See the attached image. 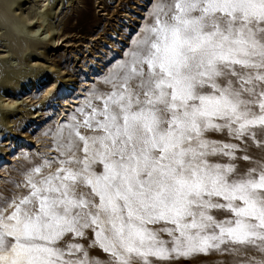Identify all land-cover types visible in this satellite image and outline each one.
<instances>
[{
    "label": "snow or ice",
    "instance_id": "1",
    "mask_svg": "<svg viewBox=\"0 0 264 264\" xmlns=\"http://www.w3.org/2000/svg\"><path fill=\"white\" fill-rule=\"evenodd\" d=\"M105 83L0 195V264H264V0H159Z\"/></svg>",
    "mask_w": 264,
    "mask_h": 264
},
{
    "label": "rangeland",
    "instance_id": "2",
    "mask_svg": "<svg viewBox=\"0 0 264 264\" xmlns=\"http://www.w3.org/2000/svg\"><path fill=\"white\" fill-rule=\"evenodd\" d=\"M36 1L29 3L27 1V3L25 2L23 5L18 6L16 13L19 14L22 10H27L31 13L38 12ZM68 1L70 2L68 3ZM81 1L62 0L61 5L58 6V0H51L50 8H57V15L55 19L49 20V23H52L61 32H73V34L78 35V38L72 40L80 44H91L90 40L92 36L99 34L105 35H101L100 40L92 43L93 48L91 50L82 47L74 49L68 48L66 47V43H61L58 47H53L49 43H46L44 47L41 46L40 50L43 52L40 58L41 62L47 66L55 67V77L61 76L62 78L59 79L58 85V89L62 92L59 95V99L55 95L48 98L44 97V91L49 86L50 81H45L41 84L42 77L38 74L34 78V86L30 87L28 92L24 93L17 87L9 91L8 94L11 98L13 97L15 100L20 99L18 104L19 109L15 110L16 117L14 115L11 124H8L5 118V114H10V112L0 104V171L5 174L4 176H0V195H11L14 191L13 185L22 182L25 173L31 170L34 165L44 160H51V158L57 157L58 141L57 137L54 138V135L60 123H56L54 116L60 108L61 101L65 98H77L78 100H82L83 98V104L88 97L80 98L77 96L80 90V83L87 80L91 75L90 72L94 74L95 72L93 71H95V68L100 67V65L103 66L101 71H104V73L99 72V81L93 82L94 87L91 91L94 93L98 90H107L108 85L105 81L117 73L120 67L129 60L130 54L136 50L138 42L145 34V28L152 22L153 13L159 3V0H155L154 2L151 0H140L142 3L148 5V9L146 7L140 8L146 9L148 16L144 19L145 22L142 30L136 32L138 27L134 25L140 26L141 23L133 22L131 24L129 19L124 18V16L129 15V13L134 15L135 18L139 16L138 11L135 9L140 2L139 0H121V2H119L120 0H104L101 5L97 0H85L84 4H81ZM81 5H84L86 9L81 8ZM104 14H110V16H102ZM109 24H118L121 26L116 28L114 26H108ZM4 32L0 31L1 55H5L3 52L8 49L4 48L8 44V41L3 37ZM122 34L124 36V42L117 41L118 37L120 38ZM105 38L113 41V43L115 42L114 45L117 46L119 52H115L114 45L105 41ZM76 55H78L79 59L75 57ZM82 58H86L89 62H86V60L84 62ZM6 69H10L13 72V77H4ZM60 69L63 71H60ZM35 70L48 72L47 68H35L27 64L25 57H14L13 62L6 60L3 64L0 63V89L6 82L14 80L20 84L26 83L28 78L33 77L31 71ZM88 90L89 88L84 89L85 93ZM27 97L33 99V102L29 105L21 101L22 98L25 99ZM67 121L65 119L63 124ZM41 133L48 135L40 136ZM47 136L51 139L47 140ZM208 136L210 139L227 140L226 136L219 133H209ZM37 140H41L44 146L56 152L44 156L40 152L47 151H39L36 143ZM244 147V145H241V148ZM262 152L264 150L256 148L251 141L248 142V155L259 158ZM244 154L243 151L237 153L238 156ZM237 163L241 169L249 167L247 161L238 160ZM215 214L218 217L225 215L224 213ZM80 242L87 244V241ZM90 254L98 258L101 264H104V261L107 259V255L98 248L91 249ZM252 255L256 254L253 253ZM245 259V257L235 254L210 250L208 252H194L187 256L176 257L168 262H163V264H241V261Z\"/></svg>",
    "mask_w": 264,
    "mask_h": 264
},
{
    "label": "bare ground",
    "instance_id": "3",
    "mask_svg": "<svg viewBox=\"0 0 264 264\" xmlns=\"http://www.w3.org/2000/svg\"><path fill=\"white\" fill-rule=\"evenodd\" d=\"M27 1L29 3V2H34L36 0H0V26H1L0 31H5L3 33V37L5 40L8 41L7 46L4 47V48H8L7 51L5 52L2 51L5 55L0 54L1 55L0 63L3 64L6 60L13 62L14 57H25V61L27 62V64L32 65L35 68L36 67L37 68H47L48 72L39 71V70L31 71L33 77L28 78V81L26 83L20 84L19 82L14 80L11 82H6L3 86H1L0 104L2 105L3 108H6V110L10 112V114L8 113L5 114L6 122L8 124L12 123V119L15 115L14 112L15 110L19 109L18 104L20 102V99L15 100V98L13 99V97L11 98V96H9L8 93L11 89H14L17 87V88H20L24 93L28 92L30 87L34 86L35 84L34 78L39 74V76L42 77V81H40L39 79L41 84H43L45 81H50L49 86L44 91L45 98L55 95L58 97L57 99H59V95L62 93L58 89L59 79H62V78L61 76L55 77L54 75L56 68L53 66H47L46 64L42 63L40 60L41 56L43 55V52L40 50L41 46L44 47L46 43H49V44H52L53 47H58L61 43L62 44L66 43V47L68 48L74 49V48L82 47V48L91 50L93 48L92 43L100 40L101 35H105V34H99L96 36H92L90 40L91 44L90 43L80 44L78 42H73L72 39L78 38V35L73 34V32H66V31L61 32L60 29L55 27L52 23H49V20L55 19L57 15V10H56L57 8L56 9L50 8L51 0H37L36 2L38 6V12L31 13L30 11L22 10L21 13L17 14L16 11H17L18 6L23 5L25 2L27 3ZM97 1H99L100 5L104 2V0H97ZM151 1L154 2L155 0H151ZM69 2L70 1H68V3ZM119 2H121V0ZM61 3H62V0H58V6H60ZM80 3L84 4L85 0H82ZM80 7L83 9H86L84 5H81ZM144 7L148 9V5L140 1L137 8H135L139 13L138 14L139 16L137 18H135L134 15L130 13L129 15L124 16V18L129 19V22L131 24L133 22L141 23L140 26L134 25L138 27L137 30L135 29L136 32H140L142 30L143 24L145 22L144 19L147 18L148 16L146 9H140ZM102 16L109 17L110 14H104ZM108 26H114L117 28L121 25L109 24ZM123 37L124 36L122 34L120 38L118 37L117 41L124 42ZM105 41H108L112 45H114L115 43V42L113 43V41L108 40L107 38H105ZM129 44L131 45V43ZM113 47H114L115 52H119L116 45H114ZM75 57L79 59L78 55H76ZM83 60L85 62L86 58H84ZM86 62H89V60H86ZM102 68H103L102 65H100V67L95 68V71L93 72H95L96 74L95 73L93 74L92 72L89 71L91 75L87 78L86 81H83L82 83H80V90H79V93H77V96H79L80 98L89 97L90 93H92L91 89L94 87L93 82L99 81V76H98L99 72L104 73V71H101ZM60 71H63V70L60 69ZM12 73L13 72L10 69H6L4 73V77L5 78L13 77ZM86 88H89L87 93H85L84 91V89ZM21 101L22 103L29 105L33 102V99H31V97H27L25 99L22 98ZM82 102H83V98L82 100H78L77 98L63 99L60 103V108L58 112L54 116L56 123L59 122L60 125H62L65 119L69 121L73 113L77 110L78 106L82 104ZM60 125L58 127V130L60 129ZM58 130L56 134L54 135V138L58 136ZM45 135H48V134H44V133L40 134V136H45ZM46 139L49 140L51 138L47 136ZM36 143H37V147L39 148V151H44V150L47 151V152H40L44 154V156L48 154H54L56 152L55 150H52L51 148L44 146L41 140H37ZM4 175L5 174L2 171H0V176H4Z\"/></svg>",
    "mask_w": 264,
    "mask_h": 264
}]
</instances>
